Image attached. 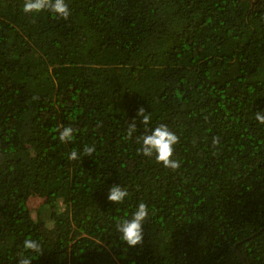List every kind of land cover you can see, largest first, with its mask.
Returning a JSON list of instances; mask_svg holds the SVG:
<instances>
[{
  "label": "trees",
  "instance_id": "16d2710c",
  "mask_svg": "<svg viewBox=\"0 0 264 264\" xmlns=\"http://www.w3.org/2000/svg\"><path fill=\"white\" fill-rule=\"evenodd\" d=\"M256 1L67 0L63 19L0 0V264H264ZM141 108L179 137L178 169L137 151ZM117 184L122 204L107 199ZM140 201L149 216L129 247L116 224Z\"/></svg>",
  "mask_w": 264,
  "mask_h": 264
},
{
  "label": "clouds",
  "instance_id": "9594fccd",
  "mask_svg": "<svg viewBox=\"0 0 264 264\" xmlns=\"http://www.w3.org/2000/svg\"><path fill=\"white\" fill-rule=\"evenodd\" d=\"M48 9L53 15L59 18L68 19L71 12L67 0H23L22 12L25 14L36 15L43 10ZM142 117V123L145 125L144 131L138 138L139 148L137 151L143 156L152 158L156 162L161 163L165 168L172 170L180 167V161L174 157L175 145L179 142V137L165 124L161 123L155 127H147L150 117L144 115V110L139 111ZM254 119L259 124L264 125V107L254 112ZM132 131H136V126H132ZM74 130L71 126L64 127L59 132V140L61 143H68L73 140ZM93 147L85 146L83 153L92 154ZM78 152L74 149L69 153V159H78ZM129 197L127 188L120 184L113 185L107 195V199L114 204H122ZM149 216L148 205L140 201L136 204L135 209L131 211L130 218L119 220L116 224V230L120 233V238L129 247H134L141 243L143 239V225ZM24 249L31 252H39L41 244L33 239H25ZM32 257H24L21 264H31Z\"/></svg>",
  "mask_w": 264,
  "mask_h": 264
},
{
  "label": "rangeland",
  "instance_id": "374dc122",
  "mask_svg": "<svg viewBox=\"0 0 264 264\" xmlns=\"http://www.w3.org/2000/svg\"><path fill=\"white\" fill-rule=\"evenodd\" d=\"M264 3V0H261V1H256L255 2V5H254V8L257 9L259 8L262 4ZM78 100V96H76L75 93L71 94L67 100H65L63 102V105H69L71 104L73 101H77ZM44 203V200L42 198H39V197H36V196H33L31 197V199L29 200V207L31 210L33 211H37L39 209H41L42 205Z\"/></svg>",
  "mask_w": 264,
  "mask_h": 264
}]
</instances>
